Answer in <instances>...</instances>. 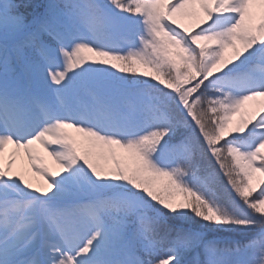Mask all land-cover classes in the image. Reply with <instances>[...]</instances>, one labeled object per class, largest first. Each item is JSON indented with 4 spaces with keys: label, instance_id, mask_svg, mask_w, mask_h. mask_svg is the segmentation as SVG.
Returning <instances> with one entry per match:
<instances>
[{
    "label": "snow or ice",
    "instance_id": "snow-or-ice-1",
    "mask_svg": "<svg viewBox=\"0 0 264 264\" xmlns=\"http://www.w3.org/2000/svg\"><path fill=\"white\" fill-rule=\"evenodd\" d=\"M0 264H264V0H0Z\"/></svg>",
    "mask_w": 264,
    "mask_h": 264
},
{
    "label": "rangeland",
    "instance_id": "rangeland-1",
    "mask_svg": "<svg viewBox=\"0 0 264 264\" xmlns=\"http://www.w3.org/2000/svg\"><path fill=\"white\" fill-rule=\"evenodd\" d=\"M185 23H187L186 21H185ZM38 179V178H37Z\"/></svg>",
    "mask_w": 264,
    "mask_h": 264
}]
</instances>
